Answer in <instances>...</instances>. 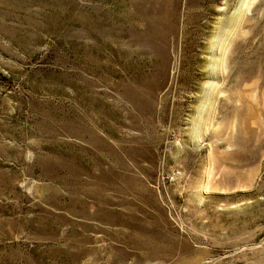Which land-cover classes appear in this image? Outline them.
<instances>
[{
	"label": "rangeland",
	"instance_id": "rangeland-1",
	"mask_svg": "<svg viewBox=\"0 0 264 264\" xmlns=\"http://www.w3.org/2000/svg\"><path fill=\"white\" fill-rule=\"evenodd\" d=\"M0 264H264V0H1Z\"/></svg>",
	"mask_w": 264,
	"mask_h": 264
},
{
	"label": "bare ground",
	"instance_id": "bare-ground-1",
	"mask_svg": "<svg viewBox=\"0 0 264 264\" xmlns=\"http://www.w3.org/2000/svg\"><path fill=\"white\" fill-rule=\"evenodd\" d=\"M1 1V0H0ZM233 23V22H232ZM227 78V77H226Z\"/></svg>",
	"mask_w": 264,
	"mask_h": 264
}]
</instances>
